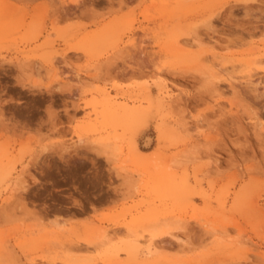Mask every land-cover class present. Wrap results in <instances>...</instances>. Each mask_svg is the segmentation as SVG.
<instances>
[{
  "label": "rangeland",
  "instance_id": "1",
  "mask_svg": "<svg viewBox=\"0 0 264 264\" xmlns=\"http://www.w3.org/2000/svg\"><path fill=\"white\" fill-rule=\"evenodd\" d=\"M261 122L264 0H0V264H264Z\"/></svg>",
  "mask_w": 264,
  "mask_h": 264
},
{
  "label": "bare ground",
  "instance_id": "2",
  "mask_svg": "<svg viewBox=\"0 0 264 264\" xmlns=\"http://www.w3.org/2000/svg\"><path fill=\"white\" fill-rule=\"evenodd\" d=\"M76 1V0H75ZM188 38V37H187ZM181 39H183V38H181ZM191 41H193V39L192 40H188L187 41V39L185 40V41H181L180 42V40H177L175 43H174V47H178L179 45H189V44H192V45H194L193 44V42H191ZM195 43V42H194ZM181 47V46H180ZM214 57L215 58H217V57H220V54L219 53H215L214 54ZM219 63V62H218ZM220 64V63H219ZM218 65V64H217ZM93 106H94V108H96L97 106H96V104H93ZM95 110V113H97L98 114V112L96 111V109H94ZM123 110L125 111V114L127 115V116H134V115H136V112H137V110L136 109H134V108H130V107H128V105H123ZM103 115L106 117V119H108V118H111L112 120H110V121H114V122H117L119 119L116 117V115H115V113H114V110L113 109H111V106L108 104V106L104 109V111H103ZM259 123V122H258ZM261 124H262V126L264 127V122H261ZM117 139V138H116ZM77 143H84V137L83 136H79L78 138H77ZM95 143V142H94ZM102 144H104L105 146H106V149L105 148H103L102 147V150L103 149H105L106 150V152H109V153H113V155H116V146L115 147H111L109 144H107V143H103V142H101ZM100 145V144H99ZM134 146L136 147V151L138 152V153H141V150L137 147V145L136 144H134ZM98 147V146H97ZM100 147H101V145H100ZM99 148V147H98ZM115 153V154H114ZM21 178V177H20ZM17 180V179H16ZM16 182V183H15ZM20 183H22L21 182V180H18V181H14V186H19L20 185ZM13 186V187H14ZM21 186V185H20ZM20 188V187H19ZM18 189V188H17ZM170 222V221H169ZM167 222V221H165V223L163 224V225H160V226H151V227H149L148 228V231L150 232V235L152 236V237H155V236H159V235H164V234H169V235H172V236H174V237H178L175 233H173V229H183V227L182 226H180V222L179 221H177V220H175V221H172V222ZM103 233H106V231L105 230H103ZM102 233V234H103ZM103 236H105L107 239H109V237L107 236V235H103ZM103 238L102 239V241L104 242L105 240L104 239H106V238ZM146 240V239H145ZM106 241H108V240H106ZM137 243H141V241L138 239L137 240ZM139 247V245L138 244H132V245H130V246H128L127 248H125L128 252H129V254L131 255V257L133 258V259H137V257H138V253H137V248ZM107 256H109V257H114L115 255H118V253H105ZM150 262V261H149ZM149 262L148 261H146L145 262V264H149Z\"/></svg>",
  "mask_w": 264,
  "mask_h": 264
}]
</instances>
